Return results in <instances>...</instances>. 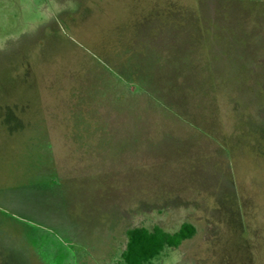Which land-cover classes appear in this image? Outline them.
I'll return each mask as SVG.
<instances>
[{"label":"rangeland","instance_id":"rangeland-1","mask_svg":"<svg viewBox=\"0 0 264 264\" xmlns=\"http://www.w3.org/2000/svg\"><path fill=\"white\" fill-rule=\"evenodd\" d=\"M264 264V0H0V264Z\"/></svg>","mask_w":264,"mask_h":264},{"label":"trees","instance_id":"trees-1","mask_svg":"<svg viewBox=\"0 0 264 264\" xmlns=\"http://www.w3.org/2000/svg\"><path fill=\"white\" fill-rule=\"evenodd\" d=\"M195 230L189 224H183L173 234L154 228L148 231L144 228H135L127 232L125 250L121 253L120 264H146L158 256L164 246L177 247L183 241L190 239Z\"/></svg>","mask_w":264,"mask_h":264}]
</instances>
